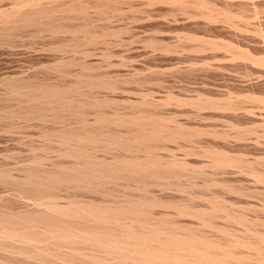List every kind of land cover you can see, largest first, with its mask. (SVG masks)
<instances>
[{
	"label": "rangeland",
	"instance_id": "rangeland-1",
	"mask_svg": "<svg viewBox=\"0 0 264 264\" xmlns=\"http://www.w3.org/2000/svg\"><path fill=\"white\" fill-rule=\"evenodd\" d=\"M0 264H264V0H0Z\"/></svg>",
	"mask_w": 264,
	"mask_h": 264
}]
</instances>
